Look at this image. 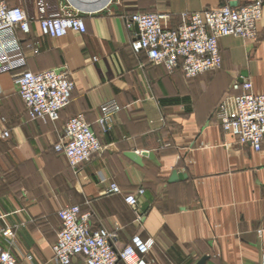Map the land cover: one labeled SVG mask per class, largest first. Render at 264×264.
Masks as SVG:
<instances>
[{
	"label": "crops",
	"instance_id": "1",
	"mask_svg": "<svg viewBox=\"0 0 264 264\" xmlns=\"http://www.w3.org/2000/svg\"><path fill=\"white\" fill-rule=\"evenodd\" d=\"M5 1L31 19L28 34L17 32L23 68L66 69L74 82L57 121L33 120L14 83L17 70L0 72V228H15L13 245L2 237L0 245L17 264H58L52 252L61 226L57 212L68 205L114 235L117 250L135 234L152 238L147 264H198L202 257L203 264H263L264 145L255 151L239 143L215 112L241 92L234 81L250 80L254 92H264V5L256 40L220 37L221 68L186 79L180 69L167 72L134 53L125 19L138 11L167 12L175 26L184 12L250 0H48V13H76L86 25L84 33L58 38L41 34L36 0ZM32 42L37 52L26 46ZM112 99L121 108L102 133L99 107ZM77 114L104 146L80 175L54 149L65 122ZM173 170L186 177L169 182ZM113 182L120 192H107ZM140 188L133 209L124 197ZM70 264L86 262L76 255Z\"/></svg>",
	"mask_w": 264,
	"mask_h": 264
},
{
	"label": "built area",
	"instance_id": "2",
	"mask_svg": "<svg viewBox=\"0 0 264 264\" xmlns=\"http://www.w3.org/2000/svg\"><path fill=\"white\" fill-rule=\"evenodd\" d=\"M263 5L264 0H250L239 6L222 5L184 12L175 27L170 26L171 17L167 12H134L125 19L126 27L132 30L129 44L134 53H144L150 62L162 65L167 72L181 69L185 78H192L221 68L220 37L257 39ZM36 7L40 32L44 36L58 38L69 32L86 31L83 19L76 13H48V0H36ZM30 20L23 9L10 7L5 0H0V72L17 70L14 83L30 119L55 122L71 100L74 82L66 69L35 73L23 68L24 54L18 44L17 32L28 34ZM26 46L33 52L38 51V42ZM233 89L241 92L221 102L215 112L216 119L225 133L260 151L264 145V92H254L250 80L234 81ZM120 108L114 99L100 105L97 123L102 133L110 131ZM8 136V130L1 134L2 138ZM103 148L99 136L82 114L67 119L62 135L54 145L75 175H80L81 165ZM107 192L118 193L119 186L110 183ZM142 193L140 188L136 193L126 195L124 201L134 209ZM57 215L61 226L52 252L58 264H70L76 255L83 256L86 264H147V256L154 245L152 238L135 234L117 250L112 244L114 235L103 227H92L90 214L82 213L78 205L64 206ZM0 237L12 246L15 228H0ZM0 264H17L11 251L1 245Z\"/></svg>",
	"mask_w": 264,
	"mask_h": 264
},
{
	"label": "water",
	"instance_id": "3",
	"mask_svg": "<svg viewBox=\"0 0 264 264\" xmlns=\"http://www.w3.org/2000/svg\"><path fill=\"white\" fill-rule=\"evenodd\" d=\"M125 155L129 159L134 161L135 163H137L139 165L142 164L141 157L135 151H128V152L125 153ZM149 156L153 157V154L150 153ZM185 177H186L185 173H181V172H178L177 170H173L171 175H170V177H169V182L178 181V180H181V179H183ZM205 259H206V257H202L199 260L198 264H203Z\"/></svg>",
	"mask_w": 264,
	"mask_h": 264
},
{
	"label": "rangeland",
	"instance_id": "4",
	"mask_svg": "<svg viewBox=\"0 0 264 264\" xmlns=\"http://www.w3.org/2000/svg\"><path fill=\"white\" fill-rule=\"evenodd\" d=\"M138 12H139V11H138ZM133 13H134V12H133ZM146 13H152V12H146ZM131 14H132V13H131ZM131 14H130V15H131ZM130 15H129V16H130ZM169 15H170V14H169ZM129 16H128V17H129ZM170 17H171V16H170ZM170 20H171V18H170ZM169 23H170V22H169ZM178 23H179V22H178ZM178 23H177V24H178ZM177 24H176V25H177ZM176 25H175V26H176ZM170 26H171V25H170ZM175 26H171V27H175ZM175 70H176V69H175ZM175 70H174V71H175ZM180 70H181V69H180ZM172 72H173V71H172ZM182 74H183V73H182ZM183 76H184V75H183ZM195 77H196V76H195ZM192 78H193V77H192ZM186 79H187V78H186ZM188 79H190V78H188ZM233 83H234V82H233ZM232 86H233V84H232Z\"/></svg>",
	"mask_w": 264,
	"mask_h": 264
}]
</instances>
